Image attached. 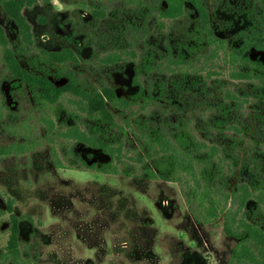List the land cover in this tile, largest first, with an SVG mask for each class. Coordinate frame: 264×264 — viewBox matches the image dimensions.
<instances>
[{
	"label": "rangeland",
	"instance_id": "obj_1",
	"mask_svg": "<svg viewBox=\"0 0 264 264\" xmlns=\"http://www.w3.org/2000/svg\"><path fill=\"white\" fill-rule=\"evenodd\" d=\"M139 1H40L23 11L32 26V43L18 37L16 26L1 8L0 22L29 69L45 73L59 84L68 81L62 74L72 71L85 85L108 83L120 95L131 96L138 89L133 85L134 64L125 53L120 61L113 55L134 44L136 60H142L148 49H154L160 60L158 53L164 51L168 38L173 43L186 38L187 23L193 22L185 17L166 20L161 27L153 19L147 31L126 32L127 20L140 19ZM251 2L208 0L215 26L230 42L239 28L237 13ZM92 3L106 6L101 18L92 12ZM63 47L81 52L82 59L63 65L45 53ZM195 65L197 77L209 76L207 93L186 94L184 111L139 110V117L147 119L150 128L164 123L170 132L175 123L188 119L194 128L204 99L213 101L223 95L224 85L236 87L223 51L209 59L207 54L201 55ZM10 76L0 46V254L10 239L14 214L20 222L21 247L24 250L35 244L39 264H233L232 251L238 241L223 231V217L217 224L198 223L178 182L56 167L54 152L66 163L77 161L71 154L75 140L61 133L66 130L62 119L72 121L64 106L71 108L73 103L65 97L57 106L39 104L28 85L13 88ZM139 77L145 84L166 78L162 70L147 73L144 69ZM130 146L127 154L134 155V144ZM76 150L84 156L91 151L81 145ZM224 173L226 183L233 184L237 176L230 177L227 168Z\"/></svg>",
	"mask_w": 264,
	"mask_h": 264
},
{
	"label": "trees",
	"instance_id": "obj_2",
	"mask_svg": "<svg viewBox=\"0 0 264 264\" xmlns=\"http://www.w3.org/2000/svg\"><path fill=\"white\" fill-rule=\"evenodd\" d=\"M40 1L50 2L0 0L1 10L23 41H33L32 26L23 11ZM258 2L252 0L237 13L239 28L230 42L215 26L208 0H140V19L127 20L125 31H147L153 19L161 27L166 20L185 17L193 22L187 23L186 38L176 43L168 38L164 51L158 53L160 60L155 58L154 49L136 60L134 44L113 55L119 60L125 53L134 64L133 85L138 89L131 96L120 95L116 86L108 83L85 85L72 71H65L62 76L68 81L59 84L49 75L29 69L0 22V46L11 86L19 90L28 85L39 104L57 106L67 97L74 105L64 106L72 121L62 119L66 130L61 133L75 140L71 154L77 161L66 163L54 152V165L178 182L198 223L217 224L223 217V231L238 241L232 251L233 264H264V225L259 221H264V0ZM104 6L92 3L90 7L101 18L107 11ZM220 51L236 87L224 85L223 95L218 94L213 101L204 99L194 128L188 119L175 123V129L169 132L164 123L150 128L149 121L139 117V110L152 107L165 113L168 108L184 111L186 94L207 93L209 76L197 77L195 62L201 55L207 54L209 59ZM45 53L51 61L63 65L82 59L81 52L70 47ZM143 69L147 73L162 70L166 78L145 84L139 77ZM131 144L134 155L127 154ZM79 145L91 151L84 156L76 150ZM226 168L230 177L237 176L233 184L230 180L226 183ZM19 223L13 214L10 239L0 254V264H39L35 244L24 250L21 247Z\"/></svg>",
	"mask_w": 264,
	"mask_h": 264
}]
</instances>
